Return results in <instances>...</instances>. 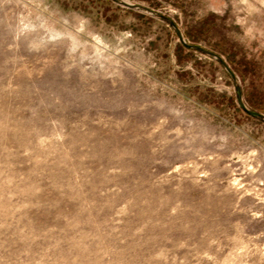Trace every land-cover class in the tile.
<instances>
[{
  "label": "rangeland",
  "instance_id": "rangeland-1",
  "mask_svg": "<svg viewBox=\"0 0 264 264\" xmlns=\"http://www.w3.org/2000/svg\"><path fill=\"white\" fill-rule=\"evenodd\" d=\"M0 264H264V0H0Z\"/></svg>",
  "mask_w": 264,
  "mask_h": 264
},
{
  "label": "water",
  "instance_id": "water-1",
  "mask_svg": "<svg viewBox=\"0 0 264 264\" xmlns=\"http://www.w3.org/2000/svg\"><path fill=\"white\" fill-rule=\"evenodd\" d=\"M177 32H178V31H177ZM178 33H179V35H180V38L182 39L180 32H178ZM185 45H188V46H189V44H187V43H186ZM238 95H239V104H240V106H241L242 108H244L245 106H244L243 102L241 101L239 91H238ZM250 112L255 113V112H253V111H251V110H250Z\"/></svg>",
  "mask_w": 264,
  "mask_h": 264
}]
</instances>
